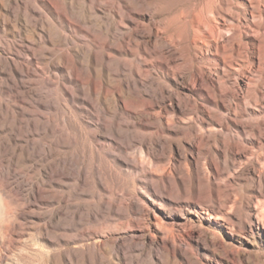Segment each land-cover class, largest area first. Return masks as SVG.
<instances>
[{"label":"rangeland","instance_id":"obj_1","mask_svg":"<svg viewBox=\"0 0 264 264\" xmlns=\"http://www.w3.org/2000/svg\"><path fill=\"white\" fill-rule=\"evenodd\" d=\"M252 5L0 0L2 189L30 219L60 188L73 264H264V13ZM22 153L46 196L20 193ZM215 189L248 203L222 209L235 226H209ZM19 254L2 261L30 263Z\"/></svg>","mask_w":264,"mask_h":264},{"label":"bare ground","instance_id":"obj_2","mask_svg":"<svg viewBox=\"0 0 264 264\" xmlns=\"http://www.w3.org/2000/svg\"><path fill=\"white\" fill-rule=\"evenodd\" d=\"M247 1L251 5L255 1L252 6L257 7V10L260 9L261 12L264 13V0H253V2L252 0ZM113 17L116 18L117 26H126L125 19L122 15L114 13ZM175 20L176 19H174V22L177 25L178 22ZM191 24L193 25V22H191ZM179 29L180 27H177V30ZM193 30L196 34H198L201 29L193 26ZM16 148L19 149V147ZM1 160L2 155H0V161ZM16 163L19 164L20 170L15 173L14 177H16L20 182V193H25L27 197H31L36 193L41 192L42 195L46 196L48 194V188L45 183L42 180L39 181L37 178L31 177L29 174V172L34 169V165L31 164L28 156L22 153ZM35 169L40 178L42 176L41 171H39L36 167ZM2 187L3 184L0 181V264H17L13 258L15 255L14 253L12 254L13 257L10 256V258H7L6 261H2L4 254L12 251V249L17 250L20 253L19 255L24 254L32 257L29 264H73L72 258L67 257L60 249L62 244L68 245L72 241L70 238L65 237V230L60 225V212L63 204H65L60 188H55L56 194H54L53 197L46 196L44 201L45 203H43L46 207H56L48 213L45 212L36 215V217H30L29 219L28 216L23 214V204L18 200L17 196L12 193H5ZM210 202L214 203L215 206L213 205L214 207H212L210 211L207 210L208 213H206L208 218L206 220L209 226H214L220 230L223 226V223L221 222H224L228 226H235L237 223L230 215H226L225 218H222V209H225L228 204L236 209L248 206V203L242 199H234L231 201L229 196L222 197L217 189L210 193ZM253 211V208H248L247 213L249 217L254 216ZM53 217L57 218V222L52 228L54 231H51L49 230V221H51ZM28 221L32 224L36 221H41L42 225L34 228H26ZM55 232L59 233L56 234L57 240L53 243L46 235L49 233L55 234ZM51 245H56L58 249L49 250L48 247Z\"/></svg>","mask_w":264,"mask_h":264}]
</instances>
